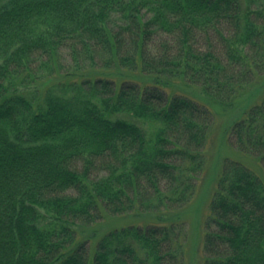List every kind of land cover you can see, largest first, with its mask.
<instances>
[{"label": "trees", "instance_id": "trees-1", "mask_svg": "<svg viewBox=\"0 0 264 264\" xmlns=\"http://www.w3.org/2000/svg\"><path fill=\"white\" fill-rule=\"evenodd\" d=\"M260 75L264 0H0V264H187L214 114L176 85ZM230 141L264 169V100ZM210 209L204 264H264L262 177L226 161ZM124 215L154 220L79 240Z\"/></svg>", "mask_w": 264, "mask_h": 264}, {"label": "rangeland", "instance_id": "rangeland-1", "mask_svg": "<svg viewBox=\"0 0 264 264\" xmlns=\"http://www.w3.org/2000/svg\"><path fill=\"white\" fill-rule=\"evenodd\" d=\"M123 77L134 78L127 73H124ZM118 79L122 78L118 77ZM134 79L143 83L152 82L150 78L144 75ZM175 89L207 106L214 114L209 130V143L204 154L205 170L199 180L195 195L178 213L169 217H175L185 223L187 232V264H204L205 236L208 232V224L214 219L210 206L217 191L218 181L225 162L228 160L240 162L260 175L264 180V169L259 160L253 156L241 153L230 141L231 131L235 124L244 118L250 108L264 100V75L256 76L254 82L246 86L230 105L215 102L195 87L176 85ZM150 126L151 122L144 124L146 128ZM149 220L154 219L140 218L133 215L107 216L104 220L91 227H79V240L89 241L88 247L94 253L100 238L109 231L131 225L145 226L151 222Z\"/></svg>", "mask_w": 264, "mask_h": 264}]
</instances>
